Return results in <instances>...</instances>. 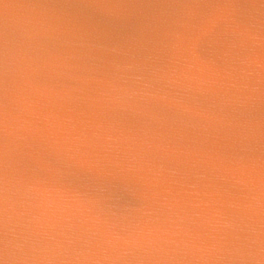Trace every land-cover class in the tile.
Segmentation results:
<instances>
[{
	"label": "water",
	"instance_id": "obj_1",
	"mask_svg": "<svg viewBox=\"0 0 264 264\" xmlns=\"http://www.w3.org/2000/svg\"><path fill=\"white\" fill-rule=\"evenodd\" d=\"M0 264H264V0H0Z\"/></svg>",
	"mask_w": 264,
	"mask_h": 264
}]
</instances>
